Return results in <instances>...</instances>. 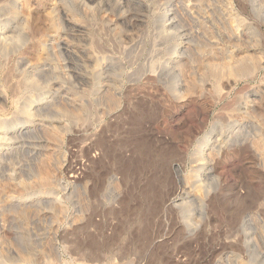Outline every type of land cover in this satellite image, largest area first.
<instances>
[{"label":"rangeland","instance_id":"374dc122","mask_svg":"<svg viewBox=\"0 0 264 264\" xmlns=\"http://www.w3.org/2000/svg\"><path fill=\"white\" fill-rule=\"evenodd\" d=\"M248 5L0 0V264H264V69L226 73L264 60Z\"/></svg>","mask_w":264,"mask_h":264},{"label":"bare ground","instance_id":"6f19581e","mask_svg":"<svg viewBox=\"0 0 264 264\" xmlns=\"http://www.w3.org/2000/svg\"><path fill=\"white\" fill-rule=\"evenodd\" d=\"M247 2L249 3V10H248V15H250V17H252V19H253V23H255L257 26L259 25V24H264V12L262 13V10H261V8H260V6L255 2V0H247ZM23 4H25V3H23ZM53 7V6H52ZM53 9V8H52ZM56 10V9H55ZM225 20V19H224ZM226 21V20H225ZM224 21V22H225ZM246 22H247V20H245ZM220 23V25H221V29H222V34H223V37H225L226 38V40H224L225 42H228V43H236L235 45H237V47H240V46H243V48H244V44L246 43L245 41H243V38H241V33L239 32V31H236L235 32V34L233 33V30H229V28L228 27H226L224 24H223V22H222V19H221V21L219 22ZM240 23V22H239ZM243 24H245L244 22H243ZM243 24H241V25H243ZM248 24V23H247ZM250 24V23H249ZM248 24V25H249ZM250 26V25H249ZM248 26V27H249ZM246 27V26H245ZM247 28V27H246ZM239 29V28H238ZM251 29V28H250ZM77 30L79 31L80 30V28H77ZM239 33H240V37H239ZM249 38V37H248ZM245 39V38H244ZM217 40H213L212 42L213 43H215ZM234 41V42H233ZM212 42L210 41V44H212ZM248 43V42H247ZM216 44V43H215ZM247 47V46H246ZM253 47L254 46H251L250 47V49L251 50H253ZM213 47H209V48H207V52L209 53V54H212L213 52H212V50H214V49H212ZM216 49V48H215ZM238 50H239V48H238ZM199 52H198V54L196 53V55H199V59H197V60H199V61H201V58H202V55H200V54H204V53H206V50L205 51H202L201 49H199L198 50ZM245 51H247V50H245ZM245 51H244V54H243V56L242 55H240V56H237L236 57V59H235V63L237 64L236 66H234V67H231V68H227V65L225 66L226 68H227V70L228 71H226V73H227V75H228V77L230 76V77H232L233 79H234V81H236V80H238V79H241V78H248V77H255L258 73H259V71L260 70H262V69H264V60L262 61H260V63L259 64H257V66H255V67H251V66H249V62L248 61H250L251 60V57H253V54H251V56H249L248 55V53H247V55H245ZM249 51V50H248ZM219 52V51H218ZM190 53V52H189ZM216 53V52H215ZM191 55H189V56H191V59H190V62H191V65L193 66V67H195L194 66V63H196L197 61H194V58H196V57H194V53H190ZM214 54V53H213ZM207 55V54H206ZM205 55V56H206ZM255 55V54H254ZM204 56V55H203ZM209 56V55H208ZM211 56V55H210ZM209 56V57H210ZM213 56V55H212ZM212 56L209 58V59H211L212 58ZM207 57V56H206ZM206 57H203V58H205V59H208V58H206ZM214 57V56H213ZM203 58H202V60H203ZM254 58V57H253ZM208 62V63H207ZM206 63L207 64H209V62L210 61H207ZM211 63V62H210ZM213 63V62H212ZM188 64V63H187ZM227 64V63H226ZM190 65V64H189ZM196 65H198V63L196 64ZM221 67V66H220ZM223 67H224V65H223ZM222 67V68H223ZM222 68H220V69H222ZM223 69H225V68H223ZM210 70H211V72H210V75L211 74H214V76L213 77H216L217 75H216V70H215V66H213V64H211L210 65ZM194 72V71H193ZM222 72V71H221ZM220 72V73H221ZM218 73V72H217ZM225 73V74H226ZM189 74V73H188ZM219 74V73H218ZM216 75V76H215ZM219 75H221V74H219ZM219 75L217 76V78L219 77ZM78 77V76H77ZM196 77V76H195ZM187 79V78H186ZM185 79V80H186ZM189 79V78H188ZM253 79V78H252ZM190 81H191V79H190ZM193 81V80H192ZM188 83V82H187ZM195 83H196V81H195ZM184 84H185V82H184ZM190 84V83H189ZM99 90V89H98ZM101 90V89H100ZM101 93V92H100ZM104 93V92H103ZM110 94V93H109ZM109 98V97H108ZM109 100H112L111 98L109 99ZM112 102V101H111ZM249 103V102H248ZM248 105L249 104H247L246 102H243V103H240L239 105H238V110H240V112L242 113V112H246V110L248 109ZM79 117V116H78ZM242 136V137H241ZM242 138V140H246L247 139V133H245L244 135L243 134H237V135H235V136H233L231 139H230V141H228V143L229 144H234L237 140L238 141H241L240 139ZM201 139H204V138H201ZM198 141H200V140H198ZM201 142V145L200 146H202L203 148H202V152H203V154L207 151V144L206 143H204V141H200ZM201 158L204 160V159H207L206 157H204V156H201V157H199L198 159L199 160H201ZM43 177V176H42ZM44 180V179H43ZM46 180V179H45ZM23 182H21L20 181V184H22ZM19 184V185H20ZM23 185V184H22ZM25 185V184H24ZM23 185V186H24ZM21 212H23V211H21ZM24 241V240H23ZM28 242V241H27ZM20 244H22V243H20ZM28 244H30V243H28ZM22 245H24V244H22ZM22 245H21V247H22ZM18 246H20V245H18ZM28 246V245H27ZM26 246V247H27ZM20 247V248H21ZM31 247H32V245H31ZM29 249V248H28ZM22 250V249H21ZM21 252V251H20ZM22 252H24V250L22 251ZM26 255V254H25ZM24 255V256H25ZM87 259H88V262H91L92 261V263H85V262H82V263H79V264H101V262H100V260L98 259V258H96L95 256L94 257H87Z\"/></svg>","mask_w":264,"mask_h":264}]
</instances>
